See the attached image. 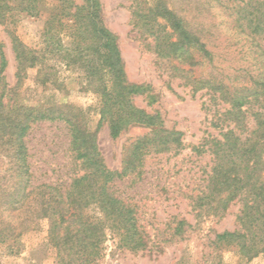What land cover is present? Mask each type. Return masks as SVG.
Masks as SVG:
<instances>
[{"label":"trees","instance_id":"trees-1","mask_svg":"<svg viewBox=\"0 0 264 264\" xmlns=\"http://www.w3.org/2000/svg\"><path fill=\"white\" fill-rule=\"evenodd\" d=\"M38 1L16 0V10L35 16ZM128 1L133 27L155 54L169 64L188 65L186 71L175 65L172 68L184 72L194 91L206 88L212 100L227 105L213 116L212 124L220 130V137H208L201 146L210 153L212 165L204 189L191 200L195 216H218L231 202H242L237 214L239 228L216 233L213 243L234 245L248 257L264 252V244L255 241L257 231L263 229L264 234V213L258 217L261 204L264 209L260 176L264 171V49L260 46L264 41V0H216L220 5H234L237 28L255 45L252 55L259 66L249 89L193 76L192 68L202 60L211 63L214 55L191 22L177 15L167 0ZM2 10L0 5L3 23L7 17ZM40 39V48H30L16 37L14 88H7L4 81L6 59L0 42V148L9 150L15 176L14 187L7 184L8 189L0 191V201L3 208L16 211V236L34 222L47 219L54 264H96L108 235L122 248L144 249L148 235L134 205L116 195L112 185L130 175L140 176L147 155L180 148L181 133L166 129L158 113H149L134 103L133 97L148 94L150 89L128 80L118 38L104 24L99 0H82L80 4L56 0ZM48 57L81 74L83 90L97 97L98 126L106 124L112 139L132 127L149 129L126 147L120 170L106 167L95 134L87 130L79 108L67 103L27 105L20 100L29 69L35 70L36 83L49 81ZM15 89L16 99L11 102ZM248 116L254 127L245 135ZM41 121H62L67 127L69 150L79 171L65 188L32 183L25 137L31 126ZM90 205L97 208L95 215L86 214ZM185 224L179 220L174 234H181ZM7 225L0 224V243L6 242ZM6 246L10 253L19 252V243L15 250L11 244Z\"/></svg>","mask_w":264,"mask_h":264},{"label":"rangeland","instance_id":"rangeland-1","mask_svg":"<svg viewBox=\"0 0 264 264\" xmlns=\"http://www.w3.org/2000/svg\"><path fill=\"white\" fill-rule=\"evenodd\" d=\"M55 1L39 0L35 16L16 10V0L0 1L7 17L5 22L0 21V42L6 59L3 75L7 88L16 86V37L30 48H40L43 24L53 11ZM73 1L82 3V0ZM99 1L105 26L118 38L128 80L150 89L148 94L133 97L134 103L149 113H158L166 129L181 133L182 144L177 150L147 155L140 176L130 175L113 183L115 194L134 205L139 223L147 232L148 242L144 249L129 250L118 246L116 239L108 235L96 264H264V252L248 257L240 254L234 245L213 243L216 233L239 228L237 214L242 202H231L218 216L209 213L197 217L191 207L192 198L204 189L212 165L210 153L201 148L203 140L220 137V130L212 124L213 116L227 105L212 100L206 88L194 91L192 83L184 78V72L172 68L175 65L186 71L188 65H177L176 61L167 63L155 54L144 37L138 36L128 0ZM223 3L220 5L216 0H167L177 15L191 22L193 30L201 35L214 55L211 63L202 60L194 66L193 76L198 79L211 77L233 88L249 89L259 66L252 55L256 48L237 28L235 11L232 10L234 5ZM260 46L264 49V41ZM45 66L49 81L44 85L36 83L35 70L29 69L28 78L20 89V100L27 105L67 103L79 108L84 114L87 130L95 134L106 167L120 170L126 147L149 129L132 127L112 139L106 124L98 126L97 97L83 90L81 74L50 57L45 60ZM14 93L11 102L16 99V89ZM253 127L252 118L248 116L244 134ZM25 143L34 185L46 183L65 188L79 171L69 150L64 122L33 124ZM10 155L6 147L0 148V191H6L7 184L14 187ZM260 176L264 183V171ZM3 206L0 201V224H8L10 231L6 242L0 243V264H54L55 250L47 241V219L34 222L16 236V211ZM85 211L88 215H95L97 208L90 205ZM258 213V217L264 213L262 204ZM181 219L186 222L184 231L174 234ZM256 236L255 241L263 245V229L257 231ZM16 243H19V252L10 253L6 244H11L15 250Z\"/></svg>","mask_w":264,"mask_h":264}]
</instances>
